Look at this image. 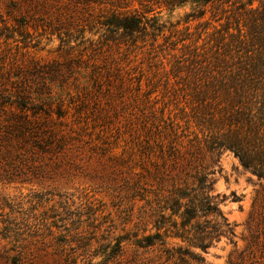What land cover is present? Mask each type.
Listing matches in <instances>:
<instances>
[{"label": "rangeland", "instance_id": "rangeland-1", "mask_svg": "<svg viewBox=\"0 0 264 264\" xmlns=\"http://www.w3.org/2000/svg\"><path fill=\"white\" fill-rule=\"evenodd\" d=\"M246 1L0 0V264H115L104 252L145 214L159 167L214 180L235 236L203 255L232 264L264 177L206 147L193 62L197 44L226 53ZM25 117L42 126L22 133Z\"/></svg>", "mask_w": 264, "mask_h": 264}, {"label": "trees", "instance_id": "trees-1", "mask_svg": "<svg viewBox=\"0 0 264 264\" xmlns=\"http://www.w3.org/2000/svg\"><path fill=\"white\" fill-rule=\"evenodd\" d=\"M192 1L207 5L216 0ZM255 1L257 6H253ZM241 6L246 12L244 24L236 26V32H230V26L223 28L230 42L225 43L226 53L213 60L204 50L206 43L195 46L194 122L208 149H229L246 169L264 177V0H247ZM110 25L135 30L141 21L134 18L130 24L112 21ZM224 33L221 39H227ZM24 99L17 101L26 108ZM34 122L42 126L25 117L20 131H30ZM152 178L154 187L147 195L145 214L137 217L130 231L115 238L113 247L107 246L105 262L209 264L203 253L223 237L234 242L235 225L220 209L214 180L207 173L159 167ZM247 239L231 263L264 264V214ZM128 250L129 257L121 263Z\"/></svg>", "mask_w": 264, "mask_h": 264}]
</instances>
